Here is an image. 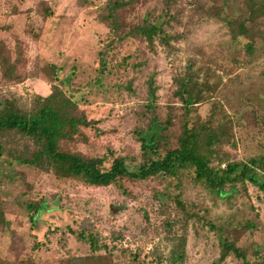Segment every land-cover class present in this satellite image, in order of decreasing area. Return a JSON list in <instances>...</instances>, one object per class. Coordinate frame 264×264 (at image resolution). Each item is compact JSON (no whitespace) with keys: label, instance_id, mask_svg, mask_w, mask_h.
<instances>
[{"label":"rangeland","instance_id":"rangeland-1","mask_svg":"<svg viewBox=\"0 0 264 264\" xmlns=\"http://www.w3.org/2000/svg\"><path fill=\"white\" fill-rule=\"evenodd\" d=\"M114 1L118 5L109 10ZM224 1L0 0V41L12 53L20 41L23 62L19 70L25 76L19 82L0 78V95H47L51 81L43 77L41 67L53 63L58 85L66 92L75 91L79 109L97 120L100 129L99 134L83 129L86 140L63 141L61 148L83 155L109 154L111 149L133 164L139 152L134 130L145 128L144 108L149 100L154 101L161 119L167 111L174 114L166 132L175 142L181 103L176 79L187 72L188 65L201 86L202 98H218L231 116L230 132L219 148L224 155L221 166L264 156V14L252 18L248 0H227L228 13H236L254 34L249 55L244 50L245 38L231 39L222 21L204 16L199 7H217ZM261 1L256 0L257 5ZM41 2L52 10L48 18L38 13ZM165 7L170 18L162 22L164 37L154 35L148 41L135 32L144 22L159 24ZM112 20L120 36L113 47L117 69L103 87L89 90L85 84L95 73L103 44L113 35ZM129 81L130 88H124ZM205 101L198 106L201 114L208 108ZM0 180L6 217L0 228V261L7 264H60L68 257L91 255L90 247L69 231L84 218L109 246L137 255L136 259L121 256L116 249L120 259L129 258L127 264H168L165 257L172 238L166 222L173 233H185L184 264H264V194L241 180L219 192L186 182L183 196L194 204L195 216L185 224L174 210L161 209L163 202L155 193L165 190L163 178L131 181L133 194L124 195L112 185L61 183L49 173L0 157ZM28 197L47 200V210L32 227L24 204ZM221 238L241 247L246 260L228 256L220 261Z\"/></svg>","mask_w":264,"mask_h":264},{"label":"trees","instance_id":"trees-1","mask_svg":"<svg viewBox=\"0 0 264 264\" xmlns=\"http://www.w3.org/2000/svg\"><path fill=\"white\" fill-rule=\"evenodd\" d=\"M166 1L172 3L175 0ZM43 3L45 2H41L38 13L43 18H48L52 10ZM116 5L118 3L114 1L109 10L116 8ZM248 5L252 18L264 14V0L259 5L256 0H248ZM199 7L204 9L202 12L204 16L220 19L231 39L245 38L247 41L243 44L244 50L247 54H252L254 34L247 29L245 23L239 22L236 13H228L227 0L221 6L201 4ZM169 18L170 13L165 7L159 24L144 22L136 27L135 32L143 35L148 41L154 35L164 37L162 22L167 23ZM116 28V22L112 20L110 31H113V35L103 44L95 73L85 84L89 90H92L90 89L92 87H103L104 81L117 69L113 61V47L116 39L120 37ZM21 51L20 41L16 42L13 53L4 41H0L2 80L19 82L25 78L19 70L23 62ZM119 63H123V60ZM190 69L187 65V72L176 79L178 85L176 94L181 103L177 117L179 132L175 136V142H172L170 133L166 132L172 125L174 114L167 111L165 117L161 119L155 113L154 101L149 100L143 115L145 128L134 130L139 143L138 159L135 163L129 164L123 155L111 149L109 154L83 155L61 148L60 143L63 141H72L77 137L86 140L87 135L83 129H91L96 134L100 133V129L97 120L88 118L85 112L79 109L74 99L75 91L66 92V89L58 85L57 67L53 63H45L41 71L43 77L51 81V89L47 95L38 93L29 97L16 93L0 95V157L49 173L61 183L74 180L87 186L112 185L124 195L133 194L128 185L131 181H144L152 177L163 178L166 181V188L155 193V196L163 202L161 209L165 210L169 207L174 210L183 224L195 216L194 204L183 196L186 182L210 192H219L241 180L255 186L264 194L263 155L247 157L246 160L229 162L221 166L224 155L219 148L230 132L231 116L224 103L218 98L212 95L206 99L202 98L201 86L194 80ZM130 85L129 81L124 88L129 89ZM114 86L119 88L116 84ZM149 88L153 95L151 81ZM87 92L89 91L83 93ZM204 100L208 108L204 114H201L198 106ZM215 161L217 164H214ZM24 204L32 227L36 217L47 210V200L45 198L32 200L28 197L24 200ZM5 223L6 217L0 192V228ZM76 225V229H69L70 233L77 241L87 244L92 254L68 257L60 264H119L118 261H121L120 264H127L129 258L120 259L121 256L137 258L136 254H125L128 252L125 249L109 246L101 239L88 219H81ZM165 228L172 238L168 255L165 257L166 263L184 264L185 233H173L169 222L165 223ZM116 249L121 253L120 257L119 253H115ZM101 250L105 253H95ZM228 256L246 260L245 251L241 247L232 240L221 238L219 260H224ZM114 257L117 259L116 262ZM0 264L7 263L0 261Z\"/></svg>","mask_w":264,"mask_h":264}]
</instances>
